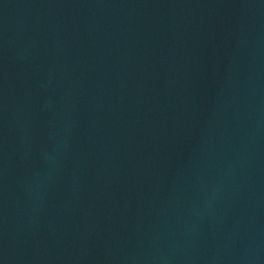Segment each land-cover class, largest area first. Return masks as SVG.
I'll list each match as a JSON object with an SVG mask.
<instances>
[{
	"label": "water",
	"instance_id": "95a60500",
	"mask_svg": "<svg viewBox=\"0 0 264 264\" xmlns=\"http://www.w3.org/2000/svg\"><path fill=\"white\" fill-rule=\"evenodd\" d=\"M0 264H264V0H0Z\"/></svg>",
	"mask_w": 264,
	"mask_h": 264
}]
</instances>
